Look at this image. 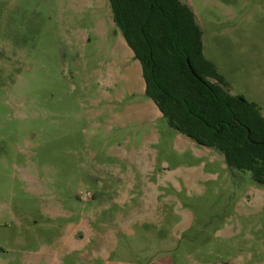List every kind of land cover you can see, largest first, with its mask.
I'll return each mask as SVG.
<instances>
[{
  "label": "rangeland",
  "instance_id": "1",
  "mask_svg": "<svg viewBox=\"0 0 264 264\" xmlns=\"http://www.w3.org/2000/svg\"><path fill=\"white\" fill-rule=\"evenodd\" d=\"M264 115V0H183ZM0 264H264V184L169 127L108 0H0Z\"/></svg>",
  "mask_w": 264,
  "mask_h": 264
},
{
  "label": "trees",
  "instance_id": "2",
  "mask_svg": "<svg viewBox=\"0 0 264 264\" xmlns=\"http://www.w3.org/2000/svg\"><path fill=\"white\" fill-rule=\"evenodd\" d=\"M108 2L115 27L141 65L145 94L169 127L264 184L262 110L233 94L205 57L192 9L183 0Z\"/></svg>",
  "mask_w": 264,
  "mask_h": 264
},
{
  "label": "crops",
  "instance_id": "3",
  "mask_svg": "<svg viewBox=\"0 0 264 264\" xmlns=\"http://www.w3.org/2000/svg\"><path fill=\"white\" fill-rule=\"evenodd\" d=\"M185 2V1H184ZM109 3V2H108ZM109 8H110V5H109ZM110 13H111V8H110ZM111 18H112V13H111ZM112 22H113V19H112ZM114 23V22H113ZM115 25V24H114ZM116 28V27H115ZM119 33L121 36H122V34L117 30V28H116V33ZM122 38L124 39V41H125V38L122 36ZM125 43H126V41H125ZM126 45H127V43H126ZM128 46V45H127ZM129 47V46H128ZM132 51V50H131ZM203 51H204V44H203ZM132 53H133V51H132ZM133 57H134V54H133ZM159 113H160V115L162 116V113L159 111Z\"/></svg>",
  "mask_w": 264,
  "mask_h": 264
},
{
  "label": "water",
  "instance_id": "4",
  "mask_svg": "<svg viewBox=\"0 0 264 264\" xmlns=\"http://www.w3.org/2000/svg\"><path fill=\"white\" fill-rule=\"evenodd\" d=\"M189 67H190L192 73H193L195 76H197V75L195 74V72L193 71L192 67H191L190 65H189Z\"/></svg>",
  "mask_w": 264,
  "mask_h": 264
}]
</instances>
